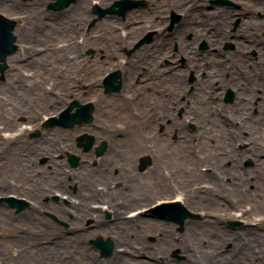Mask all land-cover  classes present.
<instances>
[{
  "label": "rangeland",
  "instance_id": "obj_1",
  "mask_svg": "<svg viewBox=\"0 0 264 264\" xmlns=\"http://www.w3.org/2000/svg\"><path fill=\"white\" fill-rule=\"evenodd\" d=\"M115 1L99 0L98 6L106 9ZM141 1L145 5L135 10L143 14L129 17L130 10L98 20L91 13L93 0H73L60 11L49 8L52 0H0V13L17 22V50L0 71V264H108L118 250H132L114 243V234L93 228L89 217L82 235L72 233L70 217L46 206L78 204L75 183L57 184L65 176L86 178L98 167L96 174L110 172L120 203L125 194L147 198L125 207L132 211L128 218L135 216L120 228L133 249L149 245L145 251L152 257L127 256L121 264H179L187 254L172 245L182 239L197 246L193 256L201 258L198 249L217 254L215 243L226 232L251 228L264 234V0ZM72 6L76 12L69 11ZM111 17L119 21L102 25ZM130 19L142 27L130 29ZM192 22L206 28L218 22L230 36L212 44L189 30ZM148 33L155 34L152 41L137 46ZM116 36L127 44L113 46ZM199 62L205 65L200 72L193 66ZM133 68L138 72L131 76ZM114 72L121 85L108 88L106 77ZM74 101L93 104L92 121L45 126ZM82 135L94 139L88 150L78 143ZM53 141L56 147L43 151ZM70 156L77 159L75 167ZM144 157L151 162L141 169ZM214 173L219 180L210 183ZM93 184L105 192L104 181ZM37 194L38 205L32 199ZM12 196L27 202L22 210L7 200ZM178 197L192 214L183 227L168 220L166 209L152 211ZM111 217L105 210L101 218ZM99 238L112 244L105 256L92 243ZM229 247L220 246L213 264H264L260 248L238 263L227 259Z\"/></svg>",
  "mask_w": 264,
  "mask_h": 264
},
{
  "label": "bare ground",
  "instance_id": "obj_2",
  "mask_svg": "<svg viewBox=\"0 0 264 264\" xmlns=\"http://www.w3.org/2000/svg\"><path fill=\"white\" fill-rule=\"evenodd\" d=\"M177 6H183V4L181 5V3H178ZM75 10H76V7L72 6L69 11H75ZM135 13H136V11L128 13V16L129 17L137 16V14H135ZM128 16H127V18H128ZM138 18L140 20L139 16H138ZM114 19H116V18H112V17L110 19L105 18L104 19L105 21L102 20V25L104 23H108ZM116 20L119 21L118 19H116ZM128 23H130V25H129L131 27L130 29H132L138 25H140V27H142L140 22L139 23L133 22L132 19H130V22H128ZM151 23H152V21H151ZM215 26H216V28H212V27L206 28L205 25H203V24H199L197 22H192L191 26H189V30L193 31L195 33L196 37H199V38L205 37L206 39L211 41L212 44H216L220 38H224V37L228 38L230 36L229 34L227 35L224 32V30L221 31V29H219V28H221V25H219L218 22H217V24H215ZM112 44H114L113 46H122L124 44L126 45L127 40H125L122 37L116 36L115 41ZM255 44H256V47L259 46V44L257 43V39L255 40ZM257 44H258V46H257ZM168 50L169 49L166 48L164 52H166ZM168 53H170V52H168ZM171 53H173V55L175 54L173 51H171ZM192 57H194V56H192ZM155 60H156V58H154L153 61L152 60L151 61L153 63H155ZM193 60L196 61L197 59H195V57H194ZM192 63H194V61ZM155 65H156V63H155ZM193 66H194V68H196V70L198 72L205 70V68H204L205 65L201 64L200 62L195 63ZM134 70H135V68L130 70L129 75L132 76L133 74L138 72V71L135 72ZM155 70H157V69H155ZM229 82H230V80H229ZM233 82H235V81H233ZM52 132L57 133V134L60 133V131H52ZM206 138H209V136L207 135ZM55 147L56 146H55V143L53 141V143L47 144L46 148H43V151H46L49 153ZM98 168L99 169L96 170V173L101 169V167H98ZM191 172L192 171H190V173ZM91 173H88L87 174L88 176L86 178H84V177L79 178L80 176H77V175L75 177H72V178H70V176H68V178H67V176H65V177H63V181L60 180V183L57 184L58 188H65L69 184V181L72 184L75 183L76 193L74 196H76V199L77 198L80 199V202L78 204H77V202L74 201V203H72L71 205H69L67 207V205L65 206L61 203L55 204V203L51 202V203L46 204V206L47 207L52 206L53 210L56 211L60 216H63L67 219H69V217H70V222H71V226H72L70 231L74 234H78V233H80L81 230L87 229V227L83 226V222L86 218L88 219V217H89V218L93 219V224H92L93 228L103 232L104 234H107L108 236H110L111 234H114L113 238H111L114 241V243L119 244L120 247L125 246V245L130 246V248L132 250H130L128 253H127V250H125V249L118 250L117 253H115V255L113 257V260H110L108 262V264H111V263L121 264L124 261L123 258H125L127 256L129 258H131V256H141L142 257L143 255L152 257V253L145 251V250L150 249L149 245H146L143 247V248H145V250H143L142 248L140 251L133 249L132 248L133 246L131 247V243H130L129 238L126 237V234L124 232V228H120L122 226L125 227L124 224L129 222V221H132L134 219V216H135V215L134 216L131 215L130 218H128L129 217L128 215L131 214L132 211L124 212L125 207L128 206L129 204H136V203H139L143 200H147V198L144 195L138 194V192L133 194V195L132 194H125L124 197H122V203H120L119 198H121V197H115V191L116 190L113 189L112 187H110L112 184L110 172L108 174V172L104 170V172L102 171V174L101 173H99V174L92 173L93 174L92 175ZM222 173L225 174L227 172H222ZM216 176H217L216 173L208 175V179H210L209 182L210 183L211 182L216 183L219 180ZM202 178L205 179L207 177L205 175L202 177H199L200 180ZM96 179L100 180V181H104L106 183L107 187L105 189V192L99 191L98 189L95 188V184H93V182ZM167 181L170 183L169 178ZM230 183L232 186L235 185V183L232 180ZM159 185H160L159 182L157 181V179H155L153 181V186L156 188ZM54 188H56V187H54ZM52 189H53L52 186L48 187L47 192L51 193ZM205 192H206V198H209V199L213 198L214 195L211 193L210 190H205ZM41 194H42V192H41ZM41 194H40V196L38 194L36 196L34 195L32 198L36 205L40 204L39 201H40V199H42ZM237 196L239 197V195H237ZM91 199H98L96 202L99 205L95 202H93V204H92V202H90ZM180 199H181L180 197L177 198V200H180ZM186 199H187L189 204H194L193 199H191V196H188ZM99 200H103V202H101L102 204L100 203ZM31 208H36V206L33 204ZM105 210H108L112 214V217H111V218H113L112 221L107 222L103 218H101ZM23 217H25V215H23ZM23 217H21V218H23ZM257 231H258L257 229L247 228V229L243 230L241 232V234L231 233V232H226V234L224 233V236L221 237V239L218 240L217 243H215L219 246V247L216 246L215 253H217V254L214 255V253H213V254L209 255L207 253V251L205 250L208 247L198 249L199 250L198 253H201L203 260H202V257L197 258L196 256H193L194 251H195L194 249L197 246L194 248L195 245L191 246V244H189L186 239L178 240V241L174 242V245H172V246H175V247L180 246L182 248V252L187 254L186 255L187 257L185 258V260L179 264H203V263L204 264L205 263L213 264L212 260L216 259L217 257H219L222 254V253H218L220 251V246L230 244V247H229V250L227 253V256H228L227 259L230 260L231 262L236 261L239 263V259H246L249 261V259L255 255V254L254 255H252V254L256 252L257 248L258 249L260 248L259 253L261 252V254L262 253L264 254V245H263L264 239H263V237L261 239V235H264V234H259ZM186 232L188 233L187 235L191 236L192 239H195V238H193L194 237L193 234H195L193 227L187 226ZM78 235H82V234H78ZM121 252H126V253L121 254ZM206 255L208 257H206ZM209 256H211L210 257L211 261L209 260ZM147 263H148V261H147ZM165 264H173V261H167ZM174 264H176V263H174ZM216 264H218V263H216Z\"/></svg>",
  "mask_w": 264,
  "mask_h": 264
},
{
  "label": "water",
  "instance_id": "obj_3",
  "mask_svg": "<svg viewBox=\"0 0 264 264\" xmlns=\"http://www.w3.org/2000/svg\"><path fill=\"white\" fill-rule=\"evenodd\" d=\"M73 0H57V3H51L50 8L53 10H61L65 8L68 4H70ZM127 3V1H121L115 3V5L110 8V12L114 11L115 7H120L119 13L125 14L126 10L124 8V5ZM124 8V9H123ZM116 12V11H115ZM17 22L15 20L9 19L5 17L4 15L0 14V71L3 72L7 65L6 60L7 58L14 54L17 50L16 45V36L14 35V31L16 28ZM173 27V24L171 28ZM145 41L142 40L137 46L143 44ZM4 63V64H3ZM119 78V74L116 72L114 74L109 75L105 80V85L109 88V86L117 87L119 88L121 83L116 85L115 81ZM78 106L79 110L71 114L72 109ZM93 104L86 103V104H80L78 101H74L72 105H70L65 111H63L60 114L59 118L52 117L47 123H45L46 127H51L54 125H59L63 127H73V125H81L83 123H88L92 121L93 116ZM38 134V133H36ZM93 138L89 135H82L78 143L80 146H85V150H88L91 145H93ZM105 150V143H103L100 147L97 148V156L101 155ZM70 161L72 162L73 166L75 167L77 165V159L74 156H70ZM149 157H144L141 161V169H145V167L150 163ZM9 202L12 203V205L18 207V211L22 210L23 207H20V205L24 206L27 204L24 200L16 199L15 197H10L7 199ZM166 209V217L168 220H174L178 222L182 227L185 223V220L188 217H192V214L190 211L185 209L183 207V204L181 202H167L160 205H157L155 208H153L152 211H161ZM160 216V215H158ZM164 217V216H161ZM164 217V218H166ZM236 223H231V225H235ZM92 243L101 250V253L103 256L107 254V252L110 251V249L107 251V248H112L111 242H105L103 239L99 238L96 240H93Z\"/></svg>",
  "mask_w": 264,
  "mask_h": 264
},
{
  "label": "flooded vegetation",
  "instance_id": "obj_4",
  "mask_svg": "<svg viewBox=\"0 0 264 264\" xmlns=\"http://www.w3.org/2000/svg\"><path fill=\"white\" fill-rule=\"evenodd\" d=\"M98 3H99V0H93V7H92V9H91V13L93 12V14H97L98 15V20L99 19H102V18H104V16H106V15H109V14H111V15H120V16H123L122 14H120L119 13V7H117L116 8V11H117V13H115V12H110V10H109V8H111V7H107L106 9H104V8H102L101 6H98ZM145 5V3L143 2V1H141V0H139V1H137V2H133V3H131V4H129L128 5V10H127V12L128 11H130L129 13H131V12H133V11H136V12H138V13H144L143 11H141V9L140 10H135V8H138V7H142V6H144ZM151 6L152 5H150V3H149V5L147 6V8L148 9H150L151 8ZM155 6V5H154ZM133 9V10H132ZM126 12V13H127ZM140 14H138L139 16H140ZM126 15V14H125ZM124 15V16H125ZM149 21V20H148ZM158 21H159V19H158ZM150 22V21H149ZM141 24H142V22H140ZM159 25H160V21H159ZM155 36V34H153L152 35V33H148L147 35H146V37H144L145 39H148V41L147 42H150V41H152V37H154ZM159 36V35H158ZM143 38V39H144ZM180 64H182L183 65V63H180ZM175 65H178L177 63H175ZM162 67V66H161ZM181 66H177V70L179 69H181L180 68Z\"/></svg>",
  "mask_w": 264,
  "mask_h": 264
}]
</instances>
